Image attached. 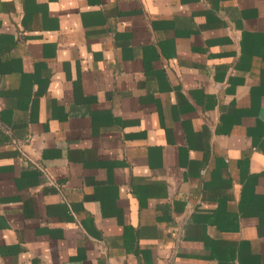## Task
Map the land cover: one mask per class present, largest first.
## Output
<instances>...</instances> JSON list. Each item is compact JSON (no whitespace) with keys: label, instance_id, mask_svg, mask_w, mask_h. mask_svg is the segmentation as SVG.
Here are the masks:
<instances>
[{"label":"crops","instance_id":"crops-1","mask_svg":"<svg viewBox=\"0 0 264 264\" xmlns=\"http://www.w3.org/2000/svg\"><path fill=\"white\" fill-rule=\"evenodd\" d=\"M0 264H264V0H0Z\"/></svg>","mask_w":264,"mask_h":264}]
</instances>
